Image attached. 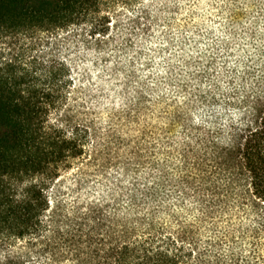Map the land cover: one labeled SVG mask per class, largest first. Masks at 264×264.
<instances>
[{"label":"rangeland","instance_id":"obj_1","mask_svg":"<svg viewBox=\"0 0 264 264\" xmlns=\"http://www.w3.org/2000/svg\"><path fill=\"white\" fill-rule=\"evenodd\" d=\"M9 59L67 65L52 121L77 130L85 153L51 186L45 228L0 243V262L102 264L83 248L185 227L210 261L264 264L260 214L213 193L224 182L200 133L222 139L244 101L264 96V0L107 1L94 25L0 36Z\"/></svg>","mask_w":264,"mask_h":264},{"label":"trees","instance_id":"obj_2","mask_svg":"<svg viewBox=\"0 0 264 264\" xmlns=\"http://www.w3.org/2000/svg\"><path fill=\"white\" fill-rule=\"evenodd\" d=\"M107 1L115 0H0V36L52 34L82 21L94 25ZM68 75L67 65L56 60L0 64V243L33 240L41 233L52 210L51 186L85 153L77 130L52 121L63 114ZM200 133L204 155L224 182L225 190L215 187L213 193L236 194L247 203L260 214L258 233L264 236V96L244 101L222 139L206 128ZM191 241L192 232L181 227L83 249L102 252V264L223 263L206 259ZM0 264L35 263L9 255Z\"/></svg>","mask_w":264,"mask_h":264}]
</instances>
